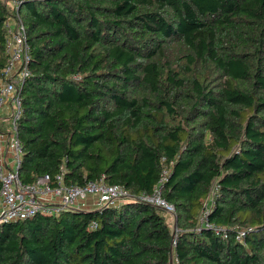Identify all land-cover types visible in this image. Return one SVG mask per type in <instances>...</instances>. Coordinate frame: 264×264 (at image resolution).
<instances>
[{
  "label": "trees",
  "instance_id": "16d2710c",
  "mask_svg": "<svg viewBox=\"0 0 264 264\" xmlns=\"http://www.w3.org/2000/svg\"><path fill=\"white\" fill-rule=\"evenodd\" d=\"M15 13L0 1V77ZM19 14L20 176L132 197L0 224V264H264V0H26ZM157 187L175 232L140 197Z\"/></svg>",
  "mask_w": 264,
  "mask_h": 264
},
{
  "label": "built area",
  "instance_id": "2783aa9c",
  "mask_svg": "<svg viewBox=\"0 0 264 264\" xmlns=\"http://www.w3.org/2000/svg\"><path fill=\"white\" fill-rule=\"evenodd\" d=\"M0 1L16 12L4 23L6 56L0 77V224L26 219L39 212L58 214L68 208H102L132 197L123 185L109 184L103 179L91 180L83 185L64 184L62 174H58L54 181L48 174L38 176L33 182L22 179L19 167L23 144L18 123L23 113L22 89L32 74L31 45L25 23L19 14V8L26 0ZM216 192L218 183L214 182L199 217L200 226L212 227L207 219V202L212 200ZM140 197L174 213V206L161 197L159 187L152 194L143 193ZM88 200H93L92 207L87 206ZM215 229L221 233V229ZM227 237L228 234L224 233V238ZM236 237L244 240L245 230L238 229Z\"/></svg>",
  "mask_w": 264,
  "mask_h": 264
},
{
  "label": "rangeland",
  "instance_id": "374dc122",
  "mask_svg": "<svg viewBox=\"0 0 264 264\" xmlns=\"http://www.w3.org/2000/svg\"><path fill=\"white\" fill-rule=\"evenodd\" d=\"M123 200H126V199H123ZM121 201H122V200H121ZM92 203H93V200H92V201L88 200V202H87V206H88V207H92ZM163 214H164L166 220H167L170 224H172V226L174 227V222H175L174 214H171L169 211H167V210H165V209H163Z\"/></svg>",
  "mask_w": 264,
  "mask_h": 264
},
{
  "label": "water",
  "instance_id": "95a60500",
  "mask_svg": "<svg viewBox=\"0 0 264 264\" xmlns=\"http://www.w3.org/2000/svg\"><path fill=\"white\" fill-rule=\"evenodd\" d=\"M173 214H174V219H175L173 231L175 232L176 227H177V219H176L175 212ZM169 264H173V252L172 251H171V254H170V263Z\"/></svg>",
  "mask_w": 264,
  "mask_h": 264
}]
</instances>
